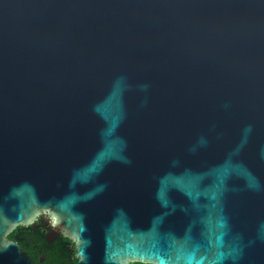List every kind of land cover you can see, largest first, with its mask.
Wrapping results in <instances>:
<instances>
[{"label":"water","instance_id":"obj_1","mask_svg":"<svg viewBox=\"0 0 264 264\" xmlns=\"http://www.w3.org/2000/svg\"><path fill=\"white\" fill-rule=\"evenodd\" d=\"M38 214L74 264H264V0H0V264Z\"/></svg>","mask_w":264,"mask_h":264},{"label":"trees","instance_id":"obj_2","mask_svg":"<svg viewBox=\"0 0 264 264\" xmlns=\"http://www.w3.org/2000/svg\"><path fill=\"white\" fill-rule=\"evenodd\" d=\"M43 215L28 225H17L6 237L18 242L33 260V264H70L74 263V246L70 238L59 234L52 241L46 240L50 227ZM139 263V262H136ZM141 264V263H139Z\"/></svg>","mask_w":264,"mask_h":264},{"label":"flooded vegetation","instance_id":"obj_3","mask_svg":"<svg viewBox=\"0 0 264 264\" xmlns=\"http://www.w3.org/2000/svg\"><path fill=\"white\" fill-rule=\"evenodd\" d=\"M38 215H40V214H38ZM41 215H43V214H41ZM49 215H50V214H47V215L44 214L43 217H44V219L47 221L46 226L50 227V229H49V231H50V230H52L53 228H55V226H51L50 223H48V221H49V220H48V216H49ZM49 231H48V232H49ZM57 231H58V233H56L55 238H56L59 234H62V235H63L62 229H58ZM63 236H65V235H63ZM55 238H53V239H55ZM53 239H52V240H53ZM52 240H51V241H52ZM71 242H72V241H71ZM72 244H73V245H71V246H74V248H75V244H74L73 242H72ZM74 256H75V250H74ZM75 258H76V260H77V257H76V256H75ZM76 260H75V262H76ZM75 262H74V263H75ZM74 263H70V264H74ZM130 264H139V263L132 262V263H130ZM141 264H146V263H141Z\"/></svg>","mask_w":264,"mask_h":264},{"label":"rangeland","instance_id":"obj_4","mask_svg":"<svg viewBox=\"0 0 264 264\" xmlns=\"http://www.w3.org/2000/svg\"><path fill=\"white\" fill-rule=\"evenodd\" d=\"M48 220H49L48 223H50L51 226H54V223H53L51 215L48 216Z\"/></svg>","mask_w":264,"mask_h":264}]
</instances>
